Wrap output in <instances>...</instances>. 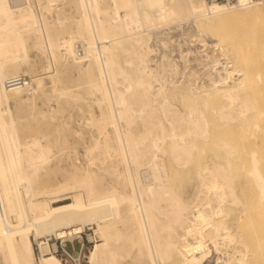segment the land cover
I'll return each mask as SVG.
<instances>
[{
  "label": "bare ground",
  "instance_id": "bare-ground-1",
  "mask_svg": "<svg viewBox=\"0 0 264 264\" xmlns=\"http://www.w3.org/2000/svg\"><path fill=\"white\" fill-rule=\"evenodd\" d=\"M57 1L44 0L37 13L31 0H0V264H65L52 250L49 235L83 239L87 224H93L94 235L89 236L96 239L89 264H129L127 258L134 264H205L214 252L215 264H257L264 257V216L253 209L257 204L264 208V148L248 147L242 133L247 148L240 153L245 146L237 132L253 126L264 133V0H70L76 11L72 24L58 8L57 18H49ZM244 19L260 24L257 33L247 24L251 34L243 25L242 41L234 25ZM169 20H194L202 46L207 36L214 42L213 53L226 56L219 70L218 56L205 54L211 88L160 80L150 67L154 48L149 27ZM30 46L45 55L44 73L66 102L83 96L69 88L76 68L88 93L96 94L98 111L91 109L89 118L82 119L94 127L84 143V164L71 161L64 170L55 162L70 147L63 133L67 129L59 126L46 141L41 133L49 126L27 120L25 114L22 123L20 114L2 106L10 97L21 100L31 90L44 89L42 77H28L30 68H22L29 62ZM64 57H71L72 66L64 65ZM164 58L160 66L173 68ZM123 62L132 66L133 76ZM57 64L62 72L58 84L52 73ZM178 97L188 104L187 111L173 101ZM87 98L81 102L87 104ZM207 110L225 137L221 152L205 157L195 151L198 140L214 132ZM137 119L142 122L139 131L133 128ZM233 129L239 130L235 141L240 143L233 142ZM53 144L59 151L55 156ZM99 162L108 165L101 168ZM57 170L64 171L62 180H55ZM252 189L258 202H252Z\"/></svg>",
  "mask_w": 264,
  "mask_h": 264
},
{
  "label": "rangeland",
  "instance_id": "rangeland-1",
  "mask_svg": "<svg viewBox=\"0 0 264 264\" xmlns=\"http://www.w3.org/2000/svg\"><path fill=\"white\" fill-rule=\"evenodd\" d=\"M18 1V0H17ZM39 1H41V2H39ZM67 1H70V0H58L57 1V4L59 5H56V8H55V10L53 11V12H51V13H49L48 14V16H49V18L52 20V18L53 19H56L57 18V8L59 9V12H64V11H66V12H64V14L67 16L66 18H65V20L67 19V22H69V23H71L72 24V22L74 21L73 19H74V17H75V15H76V11H75V8L73 7V8H71L72 7V5L69 3V2H67ZM31 2H32V4L34 5V8H35V10H36V12L38 13H40L41 12V5L40 4H44V0L42 1V0H31ZM37 3L39 4V5H37ZM68 4V5H67ZM58 6V7H57ZM39 8H40V10H39ZM61 9V10H60ZM63 9H66V10H63ZM57 10V11H56ZM73 10H74V12H73ZM69 12V13H68ZM70 13H71V15H70ZM69 14V15H68ZM73 14H74V17H73ZM70 16H72V17H70ZM55 17V18H54ZM70 17V18H69ZM69 18V19H68ZM194 20H187V22H185V21H179L180 23H178V21H174L173 20V22H172V20H171V22H170V20L169 21H166V22H168L167 24L166 23H164L165 21H161V25L159 26V24L160 23H157V24H155V25H153V26H155V27H149V28H152V30H150L149 28V30L148 31H150V33H152V34H150V40H149V42L151 43H149V45L151 46V47H153L154 48V52H152V57H153V59H152V61L153 62H149V65H150V67H152V68H154L155 69V72L158 74V76H159V79L160 80H164V77H165V79L166 80H168V81H170V80H174V83L173 84H179V85H181V83H182V86H184V87H192L191 85H193V88H196V89H198V90H204V89H209V88H211V86H212V84H210V83H212L211 82V80H210V76L209 75H207L206 73L209 71V65H211V63H210V59L209 58H205L206 56H205V54L206 53H209L210 55H212V54H215L216 56H218L217 58L219 59V61H220V64L217 66L218 67V69L220 70L221 68H222V65L224 64V63H226V61H227V58H226V56L224 55V54H222L221 52H219V50H215V52L213 53V51H212V43H214L209 37H207V36H205V38H206V42H207V45L206 46H202V43L201 42H199V40H197L196 38L198 37L197 36V27H195L196 26V23H195V21L193 22ZM244 21H246V22H244ZM251 21H254V20H251V19H244V20H239V21H237V23L238 24H235V22H234V31H235V29L237 28V31L239 30V33L237 32V31H235L237 34H238V37L239 38H241L242 39V41H244L243 39H246L245 37H243V36H239V34L241 33V30H243V31H245V29L246 28H248V29H246L248 32H246V33H249V34H251L252 32V30H250L251 29V27H249V26H253V31L255 30H257V28H258V30L257 31H259V25L258 24H260L259 22H251ZM251 22V23H250ZM170 23V24H169ZM184 24V25H183ZM248 26V27H246L245 29L242 27L243 25L244 26H246V25ZM264 23L261 25L262 27H263V29H264ZM255 26V27H254ZM196 28V29H195ZM243 28V29H242ZM154 30V31H153ZM195 30V31H194ZM153 31V32H152ZM242 31V32H243ZM257 31L255 32V33H257ZM236 34V35H237ZM240 35H242V34H240ZM243 37V38H242ZM189 49H191L192 50V53L190 52V50ZM38 51V52H37ZM189 52V53H188ZM38 53V54H37ZM217 53V54H216ZM28 61L29 62H27L25 65H23V70L25 71L26 69H29L30 68V72L28 71V70H26L28 73H29V75H28V73H27V76L29 77L30 75L31 76H36V77H42V79L44 80L43 82H44V89L43 90H38V91H33V90H31V91H29L28 93H26V97H27V95H28V100H27V98H23V99H21V100H17V98H13V97H10V99H9V101L8 102H5V104L3 105L2 104V106H6L7 108L9 107V109H10V113L11 112H13L12 114H17V115H19V116H17L18 117V120L19 121H21L22 120V123H25L27 120H33L34 119V122H37L38 121V123H40L41 122V124H43V125H45V126H49V128H50V130H49V128H46V130H45V134L44 133H41L42 134V137L44 136L45 137V139H46V141H47V139L53 134V136H51V138L53 139L54 138V136H56V132H55V130H58L59 128H65V129H67V130H65V129H63V133L64 134H66L65 135V137H67V141L69 142V144H68V142H67V144L70 146V147H68V149H67V145H66V147H65V149H63V150H65V151H63V150H61L60 151V153H61V155L60 154H58L57 152H59L58 150H57V148L54 146V144L52 145V149H54L52 152L53 153H55L54 154V156L55 155H57L58 154V157H60L61 156V159H60V161H59V159L58 158H56L55 159V162L56 163H60V165H62V167L64 168V170L65 169H69L70 168V163H71V161H76V162H80L81 164L83 163H86L87 162V156H85L86 155V144H88L89 143V141L90 140H88L89 138H90V136H91V130H93V126H90V125H88L87 124V121L85 122V120H82V119H88L89 118V116H90V110L91 109H94L95 111L97 110L98 111V108H97V105H95L96 103H95V100H96V94L95 93H93V94H91L90 92L88 93V88H87V90H86V87H88V85H86V83H87V81H84L83 80V78H81L82 76H80L79 74H78V70H77V68L75 69V70H73V76L75 77L76 75H79V77H80V80L82 79V81H81V83H80V80H78L79 78L77 77H72V79H70L71 81L74 79V81H75V83H74V81H72L71 83L72 84H70L69 82H67L66 84H70L69 85V88H70V86H71V88L70 89H75V91L77 92V90H79V92H83V96H81L80 97V100H74V102H72V101H69V102H66L63 98H61V97H63V96H61L60 95V89L57 87L55 90H57V91H59V92H57V91H55L53 88H52V86H53V84L55 83L54 81V83H51V81H52V79L48 76V74L46 73H44V69H43V66H44V64L46 63V57H45V55L44 54H42V53H40V51L36 48V47H34V46H30L29 48H28ZM167 54V55H166ZM197 54V55H196ZM40 55V59H39V56ZM43 55V56H42ZM183 55V56H182ZM201 55V56H200ZM197 56V57H196ZM42 57H43V61H42ZM165 57V58H164ZM202 57V59L204 58V61H201L200 60V58ZM71 57H68V61H67V57H66V59H65V57L62 59V62L63 63H65L64 65H67L69 62L71 63H69L71 66H72V62H73V60L71 59ZM167 59L168 60V64H171V65H168V66H173V64H174V66L176 67V69H173V68H175L174 66H173V68H169V67H167L166 66V69L164 70L163 68H162V66H160V63L162 62V61H160V60H162V59ZM206 59V60H205ZM31 60V61H30ZM32 60H35L34 62L32 61ZM41 60V61H40ZM166 60V61H167ZM209 60V61H208ZM40 61V62H39ZM165 61V62H166ZM170 61H172L171 63H169ZM175 61V62H174ZM201 61V62H200ZM31 62V63H30ZM36 62H37V64H36ZM67 62V63H66ZM204 62V63H203ZM208 62V63H207ZM34 65H33V64ZM207 65H206V64ZM68 64V66H70ZM123 64L126 66V64L123 62ZM27 65V66H26ZM33 66V68H32V66ZM128 65V64H127ZM221 68H220V67ZM24 67L26 68V69H24ZM130 67H132L131 65H128V66H126V68L128 69V71L130 72V74L133 76L134 75V71H133V68L131 69ZM57 68L59 69V66H58V64H57ZM75 68V67H74ZM73 68V69H74ZM160 68H162L163 69V71H162V69L160 70ZM53 69V71H52V73L54 74V79H55V81L57 82V84H58V81L57 80H59V78L61 77V76H59V75H61L62 74V72L60 71V69L58 70L57 69V71L56 70H54V67L52 68ZM170 71V72H168V71ZM175 70H176V72H175ZM25 71V72H26ZM165 71H167L166 72V74H165ZM57 72L59 73V74H57ZM34 73V74H33ZM40 73H41V75H40ZM163 73V74H162ZM172 75H171V74ZM33 74V75H32ZM36 74V75H35ZM164 74H165V76H164ZM174 74V75H173ZM43 75V76H42ZM46 75V76H45ZM169 75H171V76H169ZM173 76V77H172ZM235 76H238V74H237V72L235 73ZM56 77L58 78V79H56ZM162 77H163V79H162ZM167 77V78H166ZM172 78V79H171ZM85 79V78H84ZM172 80V81H173ZM78 81H79V83H78ZM77 82V83H76ZM156 82V83H155ZM159 82V81H158ZM157 81H154L153 80V84L155 83V84H157L158 83ZM33 84L32 85H35V83H34V81L32 82ZM125 83V82H124ZM123 82L122 83H119V86H120V88H124V86H125V84H124ZM52 84V85H51ZM77 85H78V88H77ZM74 87V88H73ZM51 88H52V90H54V91H51ZM81 88L82 89H84L83 91L81 90ZM59 89V90H58ZM77 89V90H76ZM46 90V91H45ZM42 91H44V92H42ZM48 91V93H45V92H47ZM51 91V92H50ZM87 91V92H86ZM36 92V93H35ZM58 94H57V93ZM86 92V93H85ZM43 93H45L46 94V96H45V94L44 95H42ZM54 93H56V95H58V96H60V97H58V96H56ZM89 94H91V95H89ZM95 94V95H94ZM36 95V96H35ZM42 95V96H41ZM47 95H49V96H47ZM87 95V96H86ZM30 96V97H29ZM56 97V98H55ZM84 97H88L87 98V104H86V100H85V102L84 103H82L83 102V100H84ZM62 99H63V102H65V104L62 102ZM81 99H83V100H81ZM86 99V98H85ZM76 101H82L81 103L79 102H76ZM174 102H175V104L181 109V110H183V111H187L188 110V104L187 103H185L180 97H178V98H176V99H174L173 100ZM24 104H23V103ZM30 104H29V103ZM45 102V103H44ZM61 102H62V104H61ZM94 102V103H93ZM18 103V104H17ZM60 103V104H59ZM67 103V104H66ZM69 103V104H68ZM74 103V104H73ZM93 103V104H92ZM16 104H17V106H16ZM18 105H20V107H18ZM26 105V106H25ZM61 105H62V107H61ZM64 105H68V106H65V107H68L67 109L65 108L64 109ZM74 105V106H73ZM77 105H82V107L80 106V107H78ZM89 105V106H88ZM35 106V107H34ZM58 106H60V107H58ZM73 106V107H72ZM184 106H186V107H184ZM5 107V108H6ZM23 107V108H22ZM31 107V109L32 110H34V111H32L31 109H29ZM40 107V108H39ZM92 107V108H91ZM39 108V109H38ZM46 108V109H45ZM58 108H60L61 109V111H60V109H58ZM79 108H81V109H79ZM83 108V109H82ZM86 108V109H85ZM8 109V110H9ZM41 109V110H40ZM87 109H89L88 111H86ZM17 110H18V112H17ZM51 110V111H50ZM58 110V111H57ZM14 111H16V112H14ZM26 111V112H25ZM29 111H30V113H31V115L33 114V113H35L36 112V114H37V116L34 118V116L32 115V117H31V115H29L28 116V113H29ZM39 111H41V112H38ZM56 111V112H55ZM33 112V113H32ZM43 112H44V114H43ZM55 112V113H54ZM80 112V113H79ZM87 112V113H86ZM29 113V114H30ZM41 113H42V116H41ZM55 115H54V114ZM208 113H211L209 110H207V114ZM23 114H25V115H23ZM27 114V115H26ZM38 114L40 115V117H42L44 120H46L45 122H43L44 120L42 119V118H39L38 117ZM47 116H46V115ZM53 114V115H52ZM22 115H23V117L24 116H27V120L26 119H24V118H26V117H22ZM52 116V117H51ZM56 116V117H55ZM85 116H86V118H85ZM211 116V114L209 115L208 114V117H209V119L211 120L210 121V124H211V126H210V129L211 130H214V132L216 131V127H219L217 124H216V120L215 119H213L212 117H210ZM14 117V116H13ZM17 117H14L15 119L17 118ZM23 119H22V118ZM49 117H51V118H54V120H50L49 119ZM70 117V118H69ZM83 117V118H82ZM30 118V119H29ZM37 118H39V119H37ZM49 119L51 122H52V124H53V129H52V124H51V122L48 120L47 121V119ZM40 119H42L43 121H41ZM18 120H16V121H18ZM23 120L25 121V122H23ZM68 120V121H67ZM70 120V121H69ZM215 120V121H214ZM61 121V122H60ZM80 121V122H79ZM212 121H213V123H212ZM84 122H85V124H84ZM21 123V124H22ZM59 123V124H58ZM62 125H61V124ZM215 123V124H214ZM20 123H19V125H20V133H21V135H23V136H25L24 134H22L23 133V131H24V127L21 125ZM214 124V125H213ZM50 125H51V127H50ZM66 127H65V126ZM215 125H217L216 127H215ZM44 126V127H45ZM60 126V127H59ZM64 126V127H63ZM141 126H142V122H141V120L140 119H137L136 120V122L134 123V125H133V128H134V130L135 131H139L140 130V128H141ZM213 126V127H212ZM23 127V128H22ZM59 127V128H58ZM69 127H71V128H69ZM262 127H264V124H262ZM213 128V129H212ZM216 128V129H215ZM220 128V127H219ZM218 128V129H219ZM253 128V129H252ZM53 131H52V130ZM83 129V130H82ZM90 129V130H89ZM218 129H217V131H218ZM255 127H253V126H251L250 128H249V132L247 131V130H244V132H242L243 131V129H239V130H237V129H235V130H237V131H239V132H237V133H239L240 135H241V138H239V139H241L242 140V144H243V141H245V140H243L245 137H244V135L246 134L247 136H249V138L246 136V138L245 139H248V141L245 143L246 145H248V147H250V146H254L255 148H261V149H263L264 148V137H263V135H264V133L263 134H261V132H263V130L261 131H259V129H256ZM261 129V128H260ZM22 130V131H21ZM68 130H69V132H68ZM79 130V131H78ZM82 130V131H81ZM89 130V131H88ZM210 130V131H211ZM235 130L233 129V131H232V135H233V137H232V139H233V142H239L240 140H238V141H235V139L237 140V138H238V135L239 134H237L236 132H235ZM49 131V132H48ZM52 131V132H51ZM81 131V133H79ZM215 132V134H214V132L213 131H211L212 133H211V136L209 135V137L207 138V139H201V140H198V148H197V150L195 151V153H203V155L205 156V157H208L210 154H212V153H219V152H221V146L219 145V143L221 144V142H222V140H221V138H223V137H225L224 136V134H223V137H222V131H219V132H221V134L219 133V132ZM245 131H247L246 133H245ZM256 131V132H255ZM67 132V133H66ZM229 132V131H228ZM231 132V131H230ZM251 132H252V135H251ZM52 133V134H51ZM56 133V134H55ZM69 133V134H68ZM218 133V134H217ZM242 133L244 134V135H242ZM250 133V134H249ZM40 134V135H41ZM47 134H48V137H47ZM50 134V135H49ZM212 134H214V135H212ZM226 135H227V133H225ZM229 134V133H228ZM237 134V135H236ZM249 134V135H248ZM254 134V135H253ZM81 135V136H80ZM90 135V136H89ZM220 135H221V137H220ZM232 135H230L229 134V137H231ZM239 135V136H240ZM251 135V136H250ZM255 135H256V137H255ZM259 135V136H258ZM26 136H29V135H26ZM253 136V137H252ZM261 136V137H260ZM31 138H32V136H30ZM30 137H22V139L23 140H25V139H31ZM41 136H40V139L42 138ZM43 137V138H44ZM227 137H228V135H227ZM228 137V138H229ZM237 137V138H236ZM244 137V138H243ZM41 139L42 141H43V143H45L44 142V140L45 139ZM50 138V139H51ZM210 138V139H209ZM252 138V139H251ZM221 141H220V140ZM231 139V138H230ZM257 139V140H256ZM261 139V140H260ZM84 140V141H83ZM88 141V143H87V141ZM204 140V141H203ZM218 140V141H217ZM83 141V142H82ZM203 141V142H202ZM208 141V142H207ZM254 141V142H253ZM71 142V143H70ZM200 142H201V144H203V145H201L200 144ZM259 142V143H258ZM262 142V143H261ZM52 143V142H51ZM81 143V144H80ZM84 143H85V148H84ZM240 143V142H239ZM251 145H250V144ZM259 144V146L258 145H255V144ZM260 143L263 145H261L260 146ZM242 144H241V146H242ZM245 144H243V146H245ZM204 147V149H202L201 148V150L202 151H200L199 149V147ZM54 147V148H53ZM69 148H71V152H67L68 150H69ZM214 148H215V150H214ZM242 148V147H241ZM245 148H247V146H245L244 148H242L239 152L240 153H243V152H245V151H243L242 152V150L244 149L245 150ZM251 148V147H250ZM240 149V148H239ZM56 150V151H55ZM73 150V151H72ZM204 150V151H203ZM218 150H220V151H218ZM248 150V149H247ZM62 151H63V153H62ZM51 152V153H52ZM67 152V153H66ZM85 152V153H84ZM206 153V154H205ZM246 153V152H245ZM248 153V152H247ZM67 155V156H66ZM54 156L53 157H51L53 160L52 161H54ZM85 158V159H84ZM168 158V157H167ZM76 159V160H75ZM70 161V162H69ZM101 163L99 162V166H101V168L102 167H106L107 165H108V162H106V163H104V164H101ZM102 170V172H103V170L104 169H101ZM59 171V172H58ZM62 172H64V171H62V170H57L56 172H55V180L57 181V180H62L61 178L63 177L62 176ZM103 175H104V177H105V179L106 180H109V179H111L110 177V174H108V172L106 171L105 172V170H104V173H103ZM186 181L187 180H182V182L185 184L186 183ZM255 190V189H254ZM253 189L251 190V191H253V196L254 197H252L253 198V201L252 202H258L259 200H257L258 199V197H257V192L255 193V191H254ZM250 194H251V192H250ZM256 195V196H255ZM255 197H257V199H255ZM254 199H255V201H254ZM66 200H69V199H66ZM254 205H256V203L254 204ZM258 206V204L256 205V207ZM263 206V205H262ZM256 207H254V211H255V213L257 212V216L258 217H260L261 219H262V215L264 216V211H263V213H261L262 211L261 210H264V208L263 209H261L259 206V208L261 209H259L258 211H256ZM264 207V206H263ZM256 208V209H255ZM256 216V215H255ZM92 226H93V224H87L86 225V227H85V230L83 231V237H84V239H85V241H86V249H85V252H84V260H83V263L84 264H89V260H88V255H89V253H90V250H91V248H92V246L94 245V243H95V238H91L89 235H91V234H93L94 235V229L92 228ZM35 243V248H36V251H37V243L36 242H34ZM260 254V253H259ZM263 254H264V251L262 252V254H260V256L262 255V257H263ZM60 258H61V256L60 255H58ZM216 257H217V253L216 252H214L213 253V255H212V257L211 258H209V260H207L206 261V263L205 264H215L216 263ZM257 258H259V255L257 256ZM256 258V259H257ZM264 258V257H263ZM263 258L262 259H257V261H258V263L257 264H263ZM132 259L131 258H127L126 259V261H127V263H129V264H134V262H133V260L131 261ZM259 260L262 262H259ZM125 264V260H123L122 261V264Z\"/></svg>",
  "mask_w": 264,
  "mask_h": 264
},
{
  "label": "built area",
  "instance_id": "built-area-1",
  "mask_svg": "<svg viewBox=\"0 0 264 264\" xmlns=\"http://www.w3.org/2000/svg\"><path fill=\"white\" fill-rule=\"evenodd\" d=\"M224 2H236L237 0H217ZM83 235V234H82ZM52 250L61 256L65 264H84V252L86 249V241L82 236H77L74 239L67 237H56L54 234L49 235ZM55 244V246H54Z\"/></svg>",
  "mask_w": 264,
  "mask_h": 264
}]
</instances>
